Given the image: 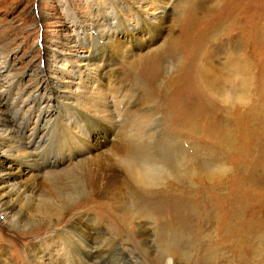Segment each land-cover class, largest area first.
<instances>
[{
  "label": "rangeland",
  "instance_id": "rangeland-1",
  "mask_svg": "<svg viewBox=\"0 0 264 264\" xmlns=\"http://www.w3.org/2000/svg\"><path fill=\"white\" fill-rule=\"evenodd\" d=\"M130 1L107 0L102 5L117 6L120 17L132 24ZM167 1L159 30L139 33L141 42L131 39L121 25L117 28L125 44L129 39L133 54H107L106 62L111 61L126 81L124 92L128 87L136 89L131 101L150 109L140 115L132 108L122 116L125 107H121L114 136L130 145L127 154L123 160L110 161L107 147L99 156L104 162L95 170L98 177L113 168V175H106L116 205L98 203L94 208L86 195V175L85 182L71 175L44 181L53 193V202H48L52 207L37 208V201L31 200L21 206L18 224L3 223L0 217V263L29 264L32 238L52 234V221L59 216L61 227L82 213L115 232L120 246L116 247L126 259L119 262L115 259L119 252L112 250L105 253L109 264H132L136 259L141 264H264V0ZM93 3L96 0H0V58L21 81V88H36L58 107L46 79L61 77L59 67L74 70L73 64L58 61L59 56L88 52L87 46L73 45L78 33H92V23L101 19L103 8ZM147 8V13H156L154 7ZM241 52L257 63L258 83L249 103L240 106L235 124L231 115L225 119L220 93L217 87L211 89L213 82L203 70L209 64L222 76L226 59L236 64ZM149 63L156 75L150 66L144 67ZM242 77L248 83L249 73ZM214 121L215 131L210 130ZM58 127L53 152L61 160L79 148L71 138L75 129L63 122ZM226 128L232 132L233 146L227 142ZM102 131L98 126L89 129L90 145L96 144ZM215 132L220 139L212 138ZM213 151L227 171L216 178L220 181L210 183ZM253 175L261 178L257 185L246 181ZM144 176L152 178V184H146ZM252 219L255 226L250 225ZM140 235L144 240L139 242ZM94 260L102 264L100 258Z\"/></svg>",
  "mask_w": 264,
  "mask_h": 264
},
{
  "label": "bare ground",
  "instance_id": "bare-ground-1",
  "mask_svg": "<svg viewBox=\"0 0 264 264\" xmlns=\"http://www.w3.org/2000/svg\"><path fill=\"white\" fill-rule=\"evenodd\" d=\"M105 1L107 2V0H96V3H93L95 8H103V10L99 14L101 19L92 23L93 27L90 28L92 33L85 35L82 33L80 36L78 33V39L74 42L73 48L87 46L88 52L79 54L75 50L69 55L59 56L58 61L73 64L74 70L65 71L59 67L61 77L55 80L46 79L47 85L56 94L53 95V100L58 101V107L55 104L52 105L49 99L41 97L36 88L34 90L21 88V81L15 78V74L12 75L9 72L6 60L0 58V217H2L3 223H19L21 206L28 204L31 200L37 201V208L44 205L52 207L50 203L53 202V193L46 187L44 181L60 176L71 175L75 179H79V182H85L84 179L88 178L85 190L88 193L86 195L91 196L89 199L93 200L92 206H97L98 203L116 205V197L110 190L111 181L107 180L108 176L106 175L107 172L113 175V168H107L105 175L102 178L98 177L95 170H100L103 167L101 164L104 162L101 160L102 158L99 159V156L103 149L108 147L107 159L110 161L114 159L116 161L117 158L123 160L130 145L123 144L114 136V131L120 125L118 118L123 115L127 116L132 108H135L139 114L142 112L143 115V111H147L149 107L143 103L139 104L138 100L131 101L136 89L128 87L127 93L124 92L123 88L126 86L124 85L126 81L118 75L114 69L115 65L111 61L106 62L107 54L111 53L116 57H119L120 52H125L126 55L133 54V49L128 46L130 44L128 38L132 37L131 39L141 42L143 39L139 33L144 34V32L149 33L154 29L159 30L168 10L165 5V2L168 1L131 0L129 6L131 7L132 24L130 20L120 17L117 6L113 4L102 5ZM142 6L144 9L142 8L139 12V8ZM148 6L154 7L156 13L152 15L147 13ZM96 15L95 17H97ZM119 25L129 35L126 44L117 36L116 30ZM138 48L140 49V47ZM236 57L238 60L236 64L233 63V60L226 59L227 61L223 64L226 71L224 74L222 73V76L219 74L221 70L211 68L209 64L205 66L208 70L203 71L204 74H208V80L213 82L211 89L217 87L220 93L219 98L227 110L225 111V119L231 115L234 117L235 124H238L239 118L236 119V117L239 115H236L241 111L240 106L247 105L257 90L258 66L257 63L251 61L250 56H246L244 53ZM245 60L248 63H244ZM148 66L156 75L155 66L149 63L144 67ZM244 72L249 73L248 83L244 82L246 76L242 77ZM148 73L146 72V74ZM69 85H74V89ZM61 92H65L66 95L61 94ZM58 94L60 96H57ZM121 107H125V109L123 108L124 112L119 117ZM175 110H178L177 106ZM140 115L137 116L140 117ZM137 116L136 118H138ZM145 116L147 114L144 115V118ZM59 122H63L66 127L75 129L71 138L73 144L79 148L77 152H71L61 160L53 152L55 137L59 133ZM97 126L103 128L102 136L98 140L91 138V141L97 140V142L90 145L89 129H96ZM215 126L216 121H214V125L211 124L210 130L215 131ZM226 129L229 135L227 142L233 146L235 143L232 139V132L228 128ZM211 136L213 139H220L216 132L212 133ZM133 147L137 151L140 150L141 154L139 144H135ZM210 158L213 170L208 180L210 183H215L220 181L216 178L218 176L222 178L227 170L224 163L217 161L214 151L211 152ZM92 175L96 176L90 178ZM260 179V177L253 175L246 181H251L257 185L260 183ZM144 181L149 185L154 180L144 176ZM48 202L50 203L48 204ZM61 209L63 208L61 207ZM14 216L15 219L12 218ZM59 217L52 221V234L50 233L45 237L37 235L32 238L27 248L29 264H95L94 259L96 258H100L102 264H109L105 253L112 254L111 251H116V249L119 252V248L116 247V245L119 246L117 244L118 238L114 236V231H110L100 221H93L82 213H77L76 217L59 227L61 221H59ZM250 225L255 226L256 221L252 219ZM146 235L147 232L144 231V237ZM142 236H139V242L144 240ZM52 237H54L53 240ZM93 249L94 251H92ZM119 257L115 259L119 262L125 261L126 254L121 253ZM136 262L141 264L139 259L133 261V263Z\"/></svg>",
  "mask_w": 264,
  "mask_h": 264
}]
</instances>
